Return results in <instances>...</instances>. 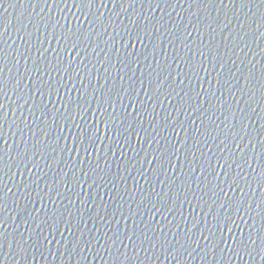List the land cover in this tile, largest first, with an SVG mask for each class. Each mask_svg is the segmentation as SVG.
Returning <instances> with one entry per match:
<instances>
[{"label": "water", "instance_id": "95a60500", "mask_svg": "<svg viewBox=\"0 0 264 264\" xmlns=\"http://www.w3.org/2000/svg\"><path fill=\"white\" fill-rule=\"evenodd\" d=\"M0 70V264H264V0H0Z\"/></svg>", "mask_w": 264, "mask_h": 264}, {"label": "snow or ice", "instance_id": "6c2138e0", "mask_svg": "<svg viewBox=\"0 0 264 264\" xmlns=\"http://www.w3.org/2000/svg\"><path fill=\"white\" fill-rule=\"evenodd\" d=\"M0 71H2V70H0ZM0 107H2V105H0ZM241 243H243L246 246L248 242L247 241H241ZM252 243L254 244L255 241H252Z\"/></svg>", "mask_w": 264, "mask_h": 264}]
</instances>
